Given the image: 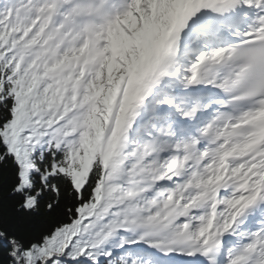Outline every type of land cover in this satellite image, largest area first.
Masks as SVG:
<instances>
[{"label": "snow or ice", "instance_id": "obj_1", "mask_svg": "<svg viewBox=\"0 0 264 264\" xmlns=\"http://www.w3.org/2000/svg\"><path fill=\"white\" fill-rule=\"evenodd\" d=\"M0 264H264V0H0Z\"/></svg>", "mask_w": 264, "mask_h": 264}]
</instances>
